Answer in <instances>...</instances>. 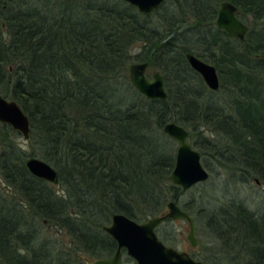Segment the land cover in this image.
<instances>
[{
    "label": "trees",
    "instance_id": "obj_1",
    "mask_svg": "<svg viewBox=\"0 0 264 264\" xmlns=\"http://www.w3.org/2000/svg\"><path fill=\"white\" fill-rule=\"evenodd\" d=\"M221 1L168 0L143 15L122 0H0V94L19 104L31 129L22 151L8 137L20 133L0 123V264L109 257L116 243L102 226L115 212L141 222L174 201L196 221L185 192L168 181L175 152L162 127L169 121L189 136L200 128L213 134L192 146L210 149L238 181L264 186V0H226L248 18L243 40L215 26ZM135 44L141 48L132 53ZM186 53L215 66L216 91ZM133 62L160 69L166 101L136 91ZM29 156L57 170L61 193L27 170ZM203 218L220 253L264 264V214L232 197ZM42 221L69 245L42 238ZM162 240L181 242L170 227Z\"/></svg>",
    "mask_w": 264,
    "mask_h": 264
},
{
    "label": "water",
    "instance_id": "obj_2",
    "mask_svg": "<svg viewBox=\"0 0 264 264\" xmlns=\"http://www.w3.org/2000/svg\"><path fill=\"white\" fill-rule=\"evenodd\" d=\"M122 1L133 6L139 13L150 15L168 0ZM214 24L228 37L239 40H243L248 31V25L237 15V7L226 0L219 3ZM185 57L189 66L199 74L206 87L216 91L219 88L220 80L215 66L192 53H186ZM147 68L148 62L131 63L128 67L131 84L146 99L166 101L168 93L163 75L159 71H154L148 77ZM0 123L9 125L24 139L29 138L31 129L28 116L15 100L3 97L1 94ZM162 130L177 144L174 165L168 175V181L182 191L206 181L209 172L201 162L199 151L190 143L188 130L174 121L166 122ZM24 164L33 176L49 183L58 182L57 170L43 159L29 156L25 158ZM255 182L259 183L257 179ZM167 220L186 222L188 225L186 239L191 246L198 244L192 215L174 201H169L162 213L148 217L142 222L123 213H113L109 223L102 226V230L115 241L116 250L109 257L93 259L90 264H123L122 251L135 264H212L196 260L184 250L166 245L161 241L156 233V228Z\"/></svg>",
    "mask_w": 264,
    "mask_h": 264
},
{
    "label": "rangeland",
    "instance_id": "obj_3",
    "mask_svg": "<svg viewBox=\"0 0 264 264\" xmlns=\"http://www.w3.org/2000/svg\"><path fill=\"white\" fill-rule=\"evenodd\" d=\"M242 20L246 24H248L249 22L248 18H244ZM140 48V45L135 44L132 47L131 52H139ZM154 71H159L160 73H162L159 68L155 67V65L152 64L149 66L148 64V68L146 70L147 75L150 76ZM200 130L201 131L194 132L192 136H189L190 143H193V141H197L198 144H202V138L216 139V137H214L213 134L209 133L207 130L203 128H200ZM8 137L9 139H12L15 143H17V145L21 147L19 149H21L22 151H25L24 149L28 148L29 142L27 139H24L21 134L16 135L9 130ZM167 138L169 137L167 136ZM169 139L173 143V149L175 152L177 144L173 139ZM202 146H204V144ZM194 148L200 152L201 162L209 172V177L206 181L184 191L185 193L182 197V199L190 205L194 213L197 214V219L196 221H194L195 235L198 239V248L193 249L186 239L188 225L184 221H176L175 223L172 222L170 226H159L156 229V233L160 238L164 234V231L167 232V228L170 227L171 234L175 233L179 237V240L181 239V242L174 245L179 250L193 253L198 258L207 256L208 258L216 262V264H247L246 259L242 257H232L233 254L230 253V251L226 255L220 253V246L218 243L219 241H217L215 235L205 225V220L203 217L205 215V212L207 213V210H217L218 208H221L223 204L232 197L241 198L250 209L259 214H264V186L256 183L255 180H251L247 183L238 181L236 174L234 172L232 173L228 171L225 167H223V164L221 165L217 161V156H215V154H213L210 149H206L205 147H203L202 150H200L198 147ZM217 148L219 149V147ZM47 183L50 184L58 193H61L60 187L57 183ZM4 186V180L0 172V188L3 189ZM13 201H16L15 203L18 205V200L13 199ZM163 210H165V207ZM198 216H203L201 217L202 220ZM108 223H106L105 225H107ZM41 229L43 230V233H41L42 238H44L45 233L49 239H52L55 243H57H54L55 247L59 246L62 243L64 244V247H66V245H69V238L66 237L63 231H56L54 229L48 228L45 221H42ZM79 256L87 264H90V261L93 260V258L87 257L85 255L81 256L79 254ZM126 257L127 256L125 254L122 255V262Z\"/></svg>",
    "mask_w": 264,
    "mask_h": 264
},
{
    "label": "flooded vegetation",
    "instance_id": "obj_4",
    "mask_svg": "<svg viewBox=\"0 0 264 264\" xmlns=\"http://www.w3.org/2000/svg\"><path fill=\"white\" fill-rule=\"evenodd\" d=\"M163 211H164V210H163ZM161 213H162V211H161ZM169 221H170L171 223H172V222H174V223L176 222V221H171V220H169ZM165 222H166V221H165ZM165 222H163V223H165ZM163 223H161L159 226H162ZM159 226H158V227H159ZM160 240L162 241V236L160 237ZM180 240H181V239H180ZM165 244H166V243H165ZM166 245H167V244H166ZM175 245H176V244H175ZM169 246H171V245H169ZM172 247L177 248V247H175L174 245H173ZM192 248H193V249H197V248H198V244H197L196 246H192ZM185 252H186V251H185ZM187 253H188L192 258H194L193 256H195V255H194L193 253H190V252H187ZM123 254H125L124 251H122V255H123Z\"/></svg>",
    "mask_w": 264,
    "mask_h": 264
}]
</instances>
